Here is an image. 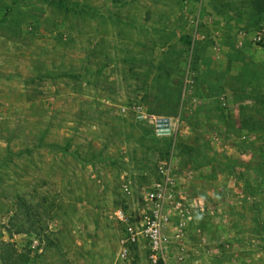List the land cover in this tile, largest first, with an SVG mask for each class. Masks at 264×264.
<instances>
[{"label": "rangeland", "instance_id": "1", "mask_svg": "<svg viewBox=\"0 0 264 264\" xmlns=\"http://www.w3.org/2000/svg\"><path fill=\"white\" fill-rule=\"evenodd\" d=\"M158 165L157 264H264V0H0V264H151Z\"/></svg>", "mask_w": 264, "mask_h": 264}, {"label": "built area", "instance_id": "2", "mask_svg": "<svg viewBox=\"0 0 264 264\" xmlns=\"http://www.w3.org/2000/svg\"><path fill=\"white\" fill-rule=\"evenodd\" d=\"M158 173L161 179L154 181L145 193L147 212L137 224L128 223L121 210L114 212L115 219L126 222V242L143 243L147 248V257L151 264L164 261L173 244L181 239L183 231L182 202L180 199L176 202L173 199V180L164 165H158ZM128 253L127 248L120 246L118 255L121 259L127 258Z\"/></svg>", "mask_w": 264, "mask_h": 264}]
</instances>
